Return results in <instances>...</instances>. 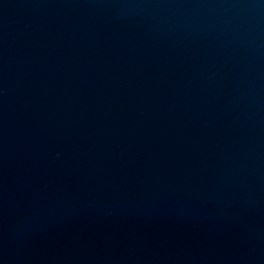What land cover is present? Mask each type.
<instances>
[{
  "label": "water",
  "instance_id": "1",
  "mask_svg": "<svg viewBox=\"0 0 264 264\" xmlns=\"http://www.w3.org/2000/svg\"><path fill=\"white\" fill-rule=\"evenodd\" d=\"M0 264H264V0H0Z\"/></svg>",
  "mask_w": 264,
  "mask_h": 264
}]
</instances>
